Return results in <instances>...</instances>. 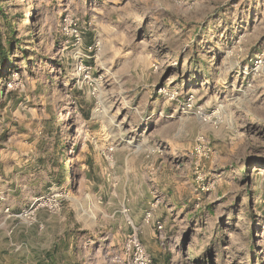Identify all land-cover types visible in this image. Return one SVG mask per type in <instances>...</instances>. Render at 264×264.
<instances>
[{"label": "rangeland", "instance_id": "obj_1", "mask_svg": "<svg viewBox=\"0 0 264 264\" xmlns=\"http://www.w3.org/2000/svg\"><path fill=\"white\" fill-rule=\"evenodd\" d=\"M134 237L264 264V0H0V264H139Z\"/></svg>", "mask_w": 264, "mask_h": 264}, {"label": "crops", "instance_id": "obj_2", "mask_svg": "<svg viewBox=\"0 0 264 264\" xmlns=\"http://www.w3.org/2000/svg\"><path fill=\"white\" fill-rule=\"evenodd\" d=\"M87 120H94V113L92 111L87 114ZM92 126L95 127L94 129H97L95 131L98 132V135H96L95 139L89 141L88 146L90 150L86 158V164L87 177L94 180L98 174V171L105 170L107 168V165L112 164L113 161H111V159L109 158L107 151L115 146L118 147V145L117 143L113 142L112 138L111 140H109L110 138L107 136V134H105L107 132L108 126L104 123L103 119L99 122L95 121L94 124H87V128ZM113 154L114 153L112 151L111 155ZM104 179H110V177H104ZM88 194L92 193L89 192Z\"/></svg>", "mask_w": 264, "mask_h": 264}, {"label": "built area", "instance_id": "obj_3", "mask_svg": "<svg viewBox=\"0 0 264 264\" xmlns=\"http://www.w3.org/2000/svg\"><path fill=\"white\" fill-rule=\"evenodd\" d=\"M113 151V148H110L108 150V155L110 157L111 152ZM163 230V226L161 224L158 225V232L161 235ZM128 250L132 251L134 254L135 260L139 264H153L147 253L145 252L142 244L138 241L136 237L131 239L128 243Z\"/></svg>", "mask_w": 264, "mask_h": 264}, {"label": "trees", "instance_id": "obj_4", "mask_svg": "<svg viewBox=\"0 0 264 264\" xmlns=\"http://www.w3.org/2000/svg\"><path fill=\"white\" fill-rule=\"evenodd\" d=\"M8 54H9V52H7V57H8ZM62 171H63V175H62V177H63V179H64V166H62Z\"/></svg>", "mask_w": 264, "mask_h": 264}]
</instances>
